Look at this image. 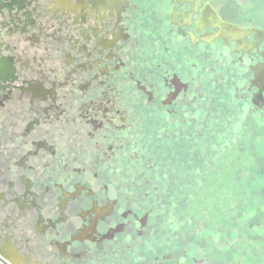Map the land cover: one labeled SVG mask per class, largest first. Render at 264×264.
Instances as JSON below:
<instances>
[{
  "label": "flooded vegetation",
  "instance_id": "obj_1",
  "mask_svg": "<svg viewBox=\"0 0 264 264\" xmlns=\"http://www.w3.org/2000/svg\"><path fill=\"white\" fill-rule=\"evenodd\" d=\"M0 264H264V0H0Z\"/></svg>",
  "mask_w": 264,
  "mask_h": 264
}]
</instances>
